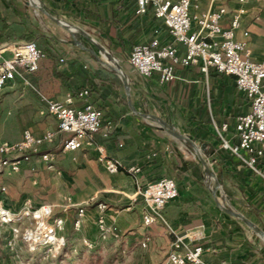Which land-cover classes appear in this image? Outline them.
<instances>
[{
  "label": "crops",
  "instance_id": "obj_1",
  "mask_svg": "<svg viewBox=\"0 0 264 264\" xmlns=\"http://www.w3.org/2000/svg\"><path fill=\"white\" fill-rule=\"evenodd\" d=\"M22 1L32 9L38 30L43 35L23 28L22 8L17 0H0V45L28 42L23 35H30L46 54L40 61L39 71L32 76L40 92L51 100L64 101L70 93L89 89L92 85L100 86L99 103L105 107V126L113 127L109 139L100 134L95 137L94 147L84 146L68 153H63L62 147H51L57 154L53 169L40 162L39 157L24 165L23 169L31 172L46 170L49 188L56 187L55 177L58 175L64 182H60L59 189L57 184L59 201L71 197L76 203L88 204V218L82 226L85 232L90 230L89 221L96 220L98 203H111L117 208L108 210L107 216L109 224L119 233L135 229L138 224L144 225L143 200L137 196L138 188L127 169L142 168L138 176L142 187L163 178L174 179L179 197L167 205L164 214L179 234L203 227L205 239L201 245L205 249L203 258L206 262L264 264L250 233L252 230L264 239L261 221L264 204L259 205L264 199L261 176L222 150L211 128V120L215 122L214 111L221 125L245 98V93L240 90L231 92L235 87L233 77L205 75L197 67L187 69L180 66L176 69L180 78L167 85L159 84L157 74L149 79L141 77L126 59L133 46L149 44L155 38L162 44L174 40L152 10L144 17L137 16L134 0ZM213 2L197 0L192 9L193 16L207 12ZM76 19L79 21H71ZM113 19H121L122 26H117ZM229 21L230 17L225 21V27ZM88 22L100 25L102 22L106 26L105 33L90 27ZM260 22L259 27L264 29V18ZM106 37L110 39L108 46ZM82 38L92 42L94 48L82 43ZM242 39V33L238 32L237 40ZM176 45L183 52L182 45ZM250 45L254 51L252 60L262 61L264 53L259 54L256 45L251 42ZM71 53L78 54V59L69 56ZM86 60L96 64L91 65ZM16 87L22 86L15 83L6 89ZM27 90L30 95L21 93L19 96L18 92L15 97L10 91L3 92L2 102L8 101L14 112L10 111L8 114L12 117L8 118L5 108L0 105V128L16 121L20 133L13 138L0 137V144L4 142L1 140L7 139L9 142L20 141L25 129H30L36 136L57 130V120L42 114L45 105L39 95ZM123 98L128 106L123 103ZM89 101L92 103L90 97ZM75 107H83V101L76 98ZM96 146H102L108 158L119 161L123 170L110 174ZM261 166L264 167V160ZM222 167L227 168L230 175ZM199 177L203 178L201 192L196 189ZM205 177L210 182H217L214 190ZM226 188L231 190L233 200L242 203L249 211L247 219L251 223L237 213L219 209L216 190ZM208 199L212 208L206 204ZM54 202L51 205L55 206ZM216 212L230 225L219 220ZM94 229L97 232L96 226Z\"/></svg>",
  "mask_w": 264,
  "mask_h": 264
},
{
  "label": "built area",
  "instance_id": "obj_2",
  "mask_svg": "<svg viewBox=\"0 0 264 264\" xmlns=\"http://www.w3.org/2000/svg\"><path fill=\"white\" fill-rule=\"evenodd\" d=\"M136 15L146 16L153 11L158 20L163 21L169 29L174 42L162 44L155 38L149 44H136L129 56V65L146 79L158 75L159 84L167 85L180 78L176 67H199L208 75L214 68L218 73L236 78L238 90L245 93L250 100L249 111L238 117L235 137L236 145L222 137L228 125L223 124L220 137L223 148L236 156L247 168L255 174L264 177L261 161L264 160V59L253 61V51L250 45V31L244 29V19L249 14L247 0H238L239 7L231 14L226 7L214 8L212 5L201 15L192 14L197 0H134ZM230 21L224 26L227 18ZM264 18V2L262 13L256 16V22ZM242 33V40H237V33ZM183 47V52L176 45ZM46 57L36 42L28 41L18 44L0 45V95L10 84L19 83L24 89L38 94L45 105L43 115H51L57 119L58 128L36 136L30 129L23 132L17 142L0 144V174L19 173L24 165L31 162L33 155L39 156V161L53 169L56 160L55 151L42 153L44 147H62L63 153L74 152L82 147H94L95 137L100 134L109 139L113 127L102 125V114L89 101V91L80 92L77 99L83 101V107L76 108V97L70 93L64 101H55L40 92L32 76L39 71L40 61ZM71 136L63 139V136ZM101 161L110 174L123 170V165L107 157L102 146H96ZM138 188L137 196L141 197L145 207L143 224L146 227L158 223L168 227L173 235V242L166 259L161 264H210L203 258L205 249L201 242L205 239L203 227L186 234H179L168 222L164 211L167 205L179 197V189L174 179L163 178L140 185V166L126 170ZM7 188L0 187V224L13 225L28 220L30 227L24 230L22 240L29 252L34 253L40 247H61L59 235L65 231L66 220L54 218V205L34 207L26 203L20 213H13L6 207ZM86 203H76L71 197H66L62 204L65 211H76L75 229L79 230L88 215ZM109 207L105 203L97 204L96 227L101 239L109 237L120 238L116 227L108 222ZM22 228L16 226L15 236L21 234ZM151 238L142 242L146 248ZM88 245V241H85ZM221 264H229L222 261Z\"/></svg>",
  "mask_w": 264,
  "mask_h": 264
},
{
  "label": "rangeland",
  "instance_id": "obj_3",
  "mask_svg": "<svg viewBox=\"0 0 264 264\" xmlns=\"http://www.w3.org/2000/svg\"><path fill=\"white\" fill-rule=\"evenodd\" d=\"M22 8L21 19L22 26L24 29L29 28L30 30L36 31L38 34L43 35L38 30V21L36 20L32 9L28 8L22 0H17ZM264 0H247V9L249 14L244 19L243 27L250 31V42L253 45H256L259 54L264 53V29H261L259 26L261 22H256L255 18L257 15L262 13V6ZM213 6L216 8L226 7L230 14L236 10L240 5L238 0H214ZM78 22L79 20H71ZM83 21V20H82ZM116 21L117 26H122L121 19H113ZM104 22V21H102ZM97 23L88 22L90 27H93L100 32L105 33L106 26ZM258 25V26H257ZM53 27V25H51ZM82 43H87L91 48H94V45L90 41H85L84 38L80 39ZM105 44L110 45V39L105 38ZM131 50V49H130ZM254 53V51H253ZM69 56L75 57L78 59V54L71 53ZM130 54L126 56V59H129ZM80 59H84L79 56ZM88 61L91 65H95V62ZM10 85L7 86L9 88ZM4 91H10L11 96L15 97V94L19 92L30 95V92L27 89L22 87H16L13 89H6ZM3 91V92H4ZM3 92L0 95V105L4 107L6 116L8 118L12 117L8 113L14 112L11 104L8 101H3L1 98ZM9 97L8 99H11ZM0 106V109H2ZM211 128L214 133L215 139L220 137V128L218 119L214 117ZM11 124L6 128H0V137L7 136L9 138L16 137L20 133V128L18 122L11 121ZM26 130V129H25ZM24 130V131H25ZM222 137L225 138V135L222 134ZM4 142H9V140H1ZM50 148V147H49ZM190 151H193L191 146H188ZM204 153H206L204 151ZM24 168V167H23ZM17 174L10 175H1L0 174V187L5 186L7 188L5 198L6 207L11 210L13 213H20L25 207L26 203L31 204L34 207H39L42 205H51V203H56L54 207V218L62 217L66 220L65 231L59 235V241L63 244L60 248L56 245L53 247H40L36 252L31 253L27 249L25 242L22 240V234L25 229L30 227V222L28 220L21 221L13 225H1L0 224V264H161L167 257L170 251V245L173 242V235L168 227L162 223L155 224L150 227H146L142 224H138L135 229L128 230L127 232H121L120 238L116 239L109 237L107 240L101 239V236L98 232L95 231L94 227L96 226L95 218L91 219L89 222L90 230L86 231L81 227L79 230L75 229L76 222V211H65L62 204L64 202L59 201V192L58 190L61 181L59 177H55L56 187L49 188L48 183V174L46 170H35L31 172L30 170L25 171L23 169ZM224 171L228 173L227 168L222 167ZM205 174L207 173L206 169L204 170ZM207 176V175H206ZM208 178V177H207ZM203 179V178H202ZM201 177H199L198 184H196V189L199 191L202 188ZM262 182L264 183V177L261 176ZM205 180L206 177H205ZM208 184L214 190L217 186L216 181L209 182ZM59 183L58 189L57 184ZM262 183V188L264 184ZM57 190V191H56ZM231 190L226 188L223 191L218 189L217 198L219 209L223 212H233L241 214L244 217L248 218L249 211L246 210L244 205L238 201L233 200L230 196ZM201 192V191H200ZM202 193H199L201 195ZM58 198V199H56ZM208 208H212L211 200H206ZM142 202V200H141ZM50 203V204H49ZM109 210L117 209L111 203H107ZM141 205L144 206L142 203ZM88 208V205L86 206ZM262 219L261 221L264 224V208H262ZM215 216L224 222L226 225H230L224 217H221L217 212ZM88 218V217H86ZM255 219H258L257 217ZM95 224V225H94ZM16 226L22 228L21 234L16 237L14 229ZM97 228V227H96ZM175 229L174 226H172ZM251 236L256 245V249L260 251L261 260H264V239L257 234L256 232L250 230ZM152 238V241L148 244L146 248L142 247V242L147 238ZM155 243H153V241ZM88 241V245L85 243Z\"/></svg>",
  "mask_w": 264,
  "mask_h": 264
},
{
  "label": "trees",
  "instance_id": "obj_4",
  "mask_svg": "<svg viewBox=\"0 0 264 264\" xmlns=\"http://www.w3.org/2000/svg\"><path fill=\"white\" fill-rule=\"evenodd\" d=\"M230 13V12H229ZM165 25V24H164ZM169 30V29H168ZM170 33V32H169ZM23 38L24 39H26L27 41H33V38L30 36V35H23ZM179 66H177L176 67V69L178 68ZM190 68H192V67H189V68H187V69H190ZM197 68H199L198 66H197ZM199 70H200V68H199ZM210 76H213V75H215V76H225V74H221V73H218L217 72V70L216 69H214V68H211L210 70H209V73H208ZM228 76V75H227ZM230 77H233V79L235 80V87L233 86V88L231 89V92L232 93H234V92H236L237 90H238V88H237V85H236V78L234 77V76H230ZM84 90H88L89 91V97L91 98V100H92V104L94 105V107L97 109V110H99L100 112H101V114H102V125H103V127L105 126V119H106V116H105V107L103 106V104H100L99 103V101H100V94H101V88H100V86H94V85H92V86H90V88L89 89H81V90H78V91H76V92H73L72 94L77 98L78 97V95L80 94V92H82V91H84ZM210 92H212V90H211V87H210ZM211 96V99H213L212 98V94L210 95ZM231 99L232 100H234V96L233 95H231ZM122 101H123V103L126 105V106H128V103H127V101H126V99L125 98H123L122 99ZM244 101H245V104H244ZM250 100L248 99V97H247V95L245 94V98H242L241 99V101H240V103L236 106V109H235V111L234 110H231V112H230V115L226 118V120H225V122L223 123V124H227L228 125V129H227V131L224 133V135H225V139L227 140V141H229L230 143H232V144H234V145H236L237 143H238V139L235 137V130H236V125H237V119H238V117L239 116H241V115H244L245 113H247L248 111H249V108H250ZM243 107H244V110H243ZM240 112H242L243 114H240ZM47 116H51V115H47ZM213 116L214 117H216L217 118V113L214 111L213 112ZM51 117H53V116H51ZM53 118H55V117H53ZM56 119V118H55ZM57 120V119H56ZM223 124H221L220 126H219V128L221 129V127H222V125ZM57 126H58V123H57ZM230 134H232L231 135V137H230ZM71 136H68V135H66V136H63V137H61V138H63V139H67V138H70ZM217 140L218 141H220V144H221V148H222V150H224V151H226V152H228L229 154H231V152L230 151H228V150H226L225 148H223V142H222V139H220V138H218L217 137ZM55 148H49V147H44L43 149H42V153L43 152H47V151H55L54 150ZM62 150V149H61ZM56 152V151H55ZM58 152H59V150H58ZM234 158H237L236 156H234L233 154H231ZM39 156L38 155H33L32 156V159L31 160H33V159H37ZM238 159V158H237ZM239 160V159H238ZM239 162L242 164V165H244L240 160H239ZM245 166V165H244ZM262 170H263V172H264V167H262ZM258 175V174H257ZM260 204L259 205H262V204H264V199L262 200V201H260L259 202Z\"/></svg>",
  "mask_w": 264,
  "mask_h": 264
},
{
  "label": "water",
  "instance_id": "obj_5",
  "mask_svg": "<svg viewBox=\"0 0 264 264\" xmlns=\"http://www.w3.org/2000/svg\"><path fill=\"white\" fill-rule=\"evenodd\" d=\"M240 217H242L244 220H246L247 222H250L247 218H245L244 216L238 214ZM251 223V222H250Z\"/></svg>",
  "mask_w": 264,
  "mask_h": 264
},
{
  "label": "bare ground",
  "instance_id": "obj_6",
  "mask_svg": "<svg viewBox=\"0 0 264 264\" xmlns=\"http://www.w3.org/2000/svg\"><path fill=\"white\" fill-rule=\"evenodd\" d=\"M118 72L120 73V74H122V72L120 71V70H118ZM210 175V174H209ZM211 176V175H210ZM210 182V181H209Z\"/></svg>",
  "mask_w": 264,
  "mask_h": 264
}]
</instances>
